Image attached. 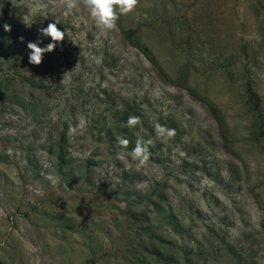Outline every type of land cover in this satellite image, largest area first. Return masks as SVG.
<instances>
[{"label":"rangeland","instance_id":"374dc122","mask_svg":"<svg viewBox=\"0 0 264 264\" xmlns=\"http://www.w3.org/2000/svg\"><path fill=\"white\" fill-rule=\"evenodd\" d=\"M50 22L64 39L32 72L26 45H46ZM246 84L264 122V0H138L107 31L83 0H0V264H154L144 245L178 264H264V126ZM157 122L175 135L157 139ZM137 138L153 142L142 167Z\"/></svg>","mask_w":264,"mask_h":264},{"label":"clouds","instance_id":"9594fccd","mask_svg":"<svg viewBox=\"0 0 264 264\" xmlns=\"http://www.w3.org/2000/svg\"><path fill=\"white\" fill-rule=\"evenodd\" d=\"M138 0H83V4L89 10L91 18L96 25L103 31L112 30L116 27V21L120 16L132 12L137 6ZM77 7V0H66V10L70 12L71 9ZM57 21V20H56ZM30 26V25H29ZM5 31L10 29V26L4 25ZM40 36L50 38V41L40 46V41L28 42L26 47L28 51V61L31 64L39 65L45 53L52 52L57 44L64 39L65 32L57 27L56 22H50L46 27L38 28ZM22 39V38H21ZM140 123V118L135 115H130L126 120L128 128H134ZM156 138L172 137L175 135V129L166 128L159 122L153 125ZM116 142L121 148H127L129 140L123 136H117ZM152 140H142L137 138L135 146L130 151V156L137 162V167L144 166L150 158L149 146ZM121 155L117 153V159H121Z\"/></svg>","mask_w":264,"mask_h":264},{"label":"trees","instance_id":"16d2710c","mask_svg":"<svg viewBox=\"0 0 264 264\" xmlns=\"http://www.w3.org/2000/svg\"><path fill=\"white\" fill-rule=\"evenodd\" d=\"M125 36L129 39L133 41V37L135 35V32L133 30H126L124 31ZM25 63L27 65V67H30V71L33 70H37L39 68L40 65H35V64H31L28 61V52H26L25 54ZM30 77V73L24 74V76L21 77V81L26 82L28 81ZM34 81V80H32ZM32 84L34 82H31ZM244 94H245V103L248 106L249 111L252 113L253 115V123L255 125L256 128H258L260 131L261 128L264 126V122H263V116H262V112L260 109L261 103H260V98L258 96V94L253 90L252 86L250 84H246L245 86V90H244ZM126 116V114H125ZM129 117V116H128ZM63 137L60 136L58 139V142L56 144L54 153H55V159H56V164H57V168L60 172L64 171L63 169L66 167L68 160H67V152L66 149L63 145ZM131 147V146H130ZM157 213V215L165 220L168 224L173 225L175 231L177 229V223L174 221V216L173 214L164 211L163 209H157L155 211ZM135 212H131V222H130V229H134V227H136V223L137 218L134 217ZM138 217V216H137ZM139 219V217H138ZM175 222V223H174ZM142 234L144 237V240L147 241V239L149 241H152L153 238L155 237L154 235V231L151 230L149 228V226H143L142 228ZM143 249H146V251H148L149 255L152 257V261L154 264H178V260L177 258H175L174 256L165 253L162 249H158L155 250L153 248L147 247L146 245L142 246ZM147 247V248H145ZM165 247V246H164ZM166 249V247H165Z\"/></svg>","mask_w":264,"mask_h":264}]
</instances>
